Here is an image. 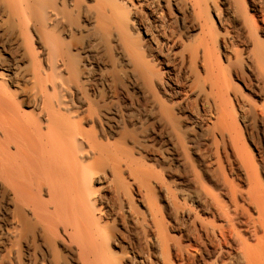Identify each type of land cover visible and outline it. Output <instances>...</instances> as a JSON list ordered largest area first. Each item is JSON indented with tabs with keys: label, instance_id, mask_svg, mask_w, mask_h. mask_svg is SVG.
I'll use <instances>...</instances> for the list:
<instances>
[{
	"label": "bare ground",
	"instance_id": "obj_1",
	"mask_svg": "<svg viewBox=\"0 0 264 264\" xmlns=\"http://www.w3.org/2000/svg\"><path fill=\"white\" fill-rule=\"evenodd\" d=\"M0 264H264V0H0Z\"/></svg>",
	"mask_w": 264,
	"mask_h": 264
},
{
	"label": "rangeland",
	"instance_id": "obj_2",
	"mask_svg": "<svg viewBox=\"0 0 264 264\" xmlns=\"http://www.w3.org/2000/svg\"><path fill=\"white\" fill-rule=\"evenodd\" d=\"M71 23H73V20L71 21ZM78 23H79L78 21H75V23H73V24L76 25V24H78ZM104 39L106 40L107 38H104ZM105 40H104V41H105ZM104 41H103V42H104ZM108 42H110V41H107V40H106V41L104 42L105 44H104L103 47H102V49H103V50H102V53H104V54H103V57H105L104 59H107V61H109V62L112 61V62H111L112 64H110V65L114 66V67H113L114 71H113V69L111 68V71H112V72H111V77H113V78H111V79H112V80H115V81L117 80L116 83H118L119 81H120V82H123V81H124V80L122 81V78H123V77L121 78V76H120V75H121V74H120L121 70H120V68L117 66V63H118V60H117V59H118V58H117V56H116L115 53H114L115 50H113L112 48H110L111 43H108ZM73 43H74V42H73ZM109 44H110V45H109ZM105 54H106V55H105ZM116 58H117V59H116ZM115 59H116L117 61H116ZM115 62H116V63H115ZM113 63H114L115 65H114ZM116 66H117V67H116ZM115 67H116V68H115ZM118 69H119L120 72L117 71ZM121 73H122V72H121ZM114 77H115V79H114Z\"/></svg>",
	"mask_w": 264,
	"mask_h": 264
}]
</instances>
